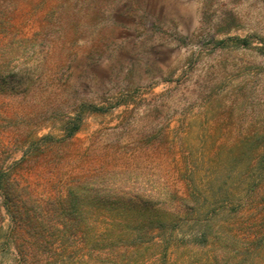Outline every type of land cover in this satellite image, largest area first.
Listing matches in <instances>:
<instances>
[{
    "label": "rangeland",
    "instance_id": "1",
    "mask_svg": "<svg viewBox=\"0 0 264 264\" xmlns=\"http://www.w3.org/2000/svg\"><path fill=\"white\" fill-rule=\"evenodd\" d=\"M0 158L42 198L169 189L221 227L174 264H264V0H0Z\"/></svg>",
    "mask_w": 264,
    "mask_h": 264
},
{
    "label": "trees",
    "instance_id": "2",
    "mask_svg": "<svg viewBox=\"0 0 264 264\" xmlns=\"http://www.w3.org/2000/svg\"><path fill=\"white\" fill-rule=\"evenodd\" d=\"M80 121L67 128L68 137L79 130ZM18 173L0 158V264H174L180 249L205 247L221 234V227L209 221L195 218L188 224L194 212L191 200L179 197L172 207L177 196L169 189L155 208L138 207L134 202L140 198L128 191L111 194L115 202L126 205L112 212L129 221L98 226L89 221L93 210L85 204L111 202L107 195L97 198L71 190L42 198ZM253 250V243H246L242 253ZM240 264H247L245 258Z\"/></svg>",
    "mask_w": 264,
    "mask_h": 264
}]
</instances>
